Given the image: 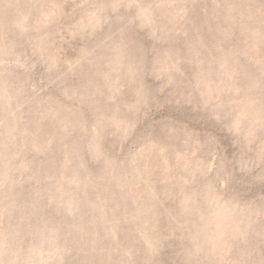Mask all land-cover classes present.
Listing matches in <instances>:
<instances>
[{
    "label": "rangeland",
    "instance_id": "rangeland-1",
    "mask_svg": "<svg viewBox=\"0 0 264 264\" xmlns=\"http://www.w3.org/2000/svg\"><path fill=\"white\" fill-rule=\"evenodd\" d=\"M0 264H264V0H0Z\"/></svg>",
    "mask_w": 264,
    "mask_h": 264
}]
</instances>
